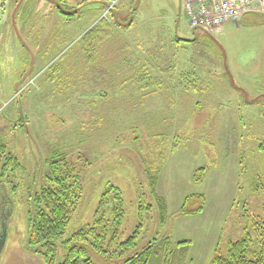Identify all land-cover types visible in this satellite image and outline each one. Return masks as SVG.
<instances>
[{
	"label": "rangeland",
	"instance_id": "1",
	"mask_svg": "<svg viewBox=\"0 0 264 264\" xmlns=\"http://www.w3.org/2000/svg\"><path fill=\"white\" fill-rule=\"evenodd\" d=\"M0 141L19 162L0 176V264H45L26 214L52 155L74 202L65 237L93 223L108 186L122 193L117 238L96 264L164 236L190 241L186 264L246 233L262 242L264 7L209 32L179 0H0ZM191 193L204 209L180 215Z\"/></svg>",
	"mask_w": 264,
	"mask_h": 264
},
{
	"label": "trees",
	"instance_id": "2",
	"mask_svg": "<svg viewBox=\"0 0 264 264\" xmlns=\"http://www.w3.org/2000/svg\"><path fill=\"white\" fill-rule=\"evenodd\" d=\"M93 29L88 32L90 36L94 32ZM5 148L6 144L0 141V176L5 171L19 166L17 157L10 152H4ZM48 164L47 185L33 194H28L31 207L26 214L27 245L30 249H36L45 264H96L91 254L104 256L108 253L105 246H109L117 238L124 216L122 193L119 188L108 186L101 194L93 223L65 237L74 202L68 179L61 172L59 160L52 155ZM205 170V167L198 169ZM148 174L151 191L158 202L163 224L167 213L166 205L156 194V173L149 170ZM205 202L203 193L188 194L182 201L178 213L183 216L197 215L203 211ZM192 204L194 206H191ZM107 210L110 211V215L106 217ZM137 231L119 243V252L134 248ZM189 248L188 239L173 241L170 236H164L152 240L141 250L124 258L122 262L104 264H186ZM209 264H264V240L259 242L249 233L235 240H228L221 250L214 253Z\"/></svg>",
	"mask_w": 264,
	"mask_h": 264
},
{
	"label": "built area",
	"instance_id": "3",
	"mask_svg": "<svg viewBox=\"0 0 264 264\" xmlns=\"http://www.w3.org/2000/svg\"><path fill=\"white\" fill-rule=\"evenodd\" d=\"M191 28L212 31L227 21L248 13L261 12L264 0H179Z\"/></svg>",
	"mask_w": 264,
	"mask_h": 264
},
{
	"label": "flooded vegetation",
	"instance_id": "4",
	"mask_svg": "<svg viewBox=\"0 0 264 264\" xmlns=\"http://www.w3.org/2000/svg\"><path fill=\"white\" fill-rule=\"evenodd\" d=\"M65 1V0H64Z\"/></svg>",
	"mask_w": 264,
	"mask_h": 264
}]
</instances>
